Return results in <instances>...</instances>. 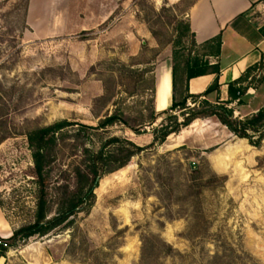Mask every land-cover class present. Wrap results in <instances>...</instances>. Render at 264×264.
I'll use <instances>...</instances> for the list:
<instances>
[{"label": "rangeland", "instance_id": "374dc122", "mask_svg": "<svg viewBox=\"0 0 264 264\" xmlns=\"http://www.w3.org/2000/svg\"><path fill=\"white\" fill-rule=\"evenodd\" d=\"M15 1L0 0V129L12 134L0 144L2 237L33 207L31 152L20 135L25 122L96 127L95 100L108 70L150 61L155 50L142 46L137 34L153 29L166 40L194 0H123L127 10L118 7L105 21L99 17L116 0H31L26 28L9 15ZM164 5L170 11L162 12ZM249 86L242 104L230 106L236 119L264 106V67ZM149 88V82L124 79L102 115L118 109L131 126L139 125L152 108ZM166 119L140 128V135L123 125L105 133L146 149L103 177L89 214L10 250L0 264H264V143L254 148L216 120L203 119L149 148ZM160 241L176 253L165 255Z\"/></svg>", "mask_w": 264, "mask_h": 264}, {"label": "trees", "instance_id": "16d2710c", "mask_svg": "<svg viewBox=\"0 0 264 264\" xmlns=\"http://www.w3.org/2000/svg\"><path fill=\"white\" fill-rule=\"evenodd\" d=\"M31 0H16L12 4L9 15L15 13L23 28ZM184 1V0H182ZM197 0L188 4L186 12ZM162 12L170 11L166 5ZM158 24H162L158 17ZM177 26L172 30L166 40L161 41V34L153 29L151 33L158 42L159 49L148 62L136 64H120V70L110 68L107 78L104 79V93L95 100L96 110L94 116L98 119L96 127L74 124L67 120H60L48 126L35 125L25 122L23 134L26 137L31 152L32 166L27 172L33 186L31 196L33 207L25 208L21 212L22 222L13 229L11 236H0V259L5 258L10 250L18 248L36 238H45L49 235L71 228L74 219L79 214H89L94 206L95 190L105 175L118 172L129 165L131 160L141 154L146 148L136 145L129 139L119 137H104L111 128L123 125L134 134L140 135V128L153 126L159 118L166 116L167 122L162 124L160 130H154L153 142L149 148L162 145L173 135H178L182 129L188 128L197 120L214 119L226 127L232 135L239 140H246L254 148L262 147L264 143V106L256 113L236 119L234 110L230 106L242 104L243 97L250 89L249 80L255 73L264 67V55L261 61L250 67L239 79L228 85L229 99L226 102L211 103L206 97L212 93H219L218 77L220 70L215 68L212 74L217 75L215 83L202 95H190L187 83L196 77L208 74L210 64L203 58H191L199 48L190 25L183 18L176 21ZM264 36V28L261 30ZM210 43H216L219 54L220 38ZM173 48V105L170 110L156 113L154 109L155 77L154 65L160 50L165 47ZM136 66H144L143 70H135ZM124 79L135 80L138 84L150 83L145 89L151 93L152 108L148 116H141L137 126H131L120 110L112 114L103 112L113 103L117 96L116 90ZM134 94L135 92H128ZM189 102L193 105L189 106ZM182 121L179 120V116ZM3 126V123H2ZM2 128V127H1ZM0 144L12 136L6 130L0 129ZM99 143L94 148V141ZM214 179L225 180V178ZM4 210V204L0 202ZM143 251L147 250L148 243L143 242ZM163 253L167 256L176 252L172 246L160 241Z\"/></svg>", "mask_w": 264, "mask_h": 264}, {"label": "crops", "instance_id": "0c3cea01", "mask_svg": "<svg viewBox=\"0 0 264 264\" xmlns=\"http://www.w3.org/2000/svg\"><path fill=\"white\" fill-rule=\"evenodd\" d=\"M116 1L115 5L109 6L106 16L99 17L102 21L110 18L118 7L127 10L125 1ZM178 2L175 0V3ZM185 17L199 46L191 58H203L211 68L208 74L187 83L188 93H205L215 83L217 75L212 73L218 67L219 93L208 95L206 100L211 103L226 102L229 99L228 85L258 64L264 55V36L261 33L264 28V0H197L185 13ZM137 35L143 39L142 46L159 49L158 42L149 30L144 28ZM217 38H220L219 54H215L217 44L210 43ZM172 68L173 49L168 46L160 50L154 65L156 113L168 111L173 105Z\"/></svg>", "mask_w": 264, "mask_h": 264}, {"label": "water", "instance_id": "95a60500", "mask_svg": "<svg viewBox=\"0 0 264 264\" xmlns=\"http://www.w3.org/2000/svg\"><path fill=\"white\" fill-rule=\"evenodd\" d=\"M190 167L192 171H196L197 170V165L194 163H190Z\"/></svg>", "mask_w": 264, "mask_h": 264}, {"label": "bare ground", "instance_id": "6f19581e", "mask_svg": "<svg viewBox=\"0 0 264 264\" xmlns=\"http://www.w3.org/2000/svg\"><path fill=\"white\" fill-rule=\"evenodd\" d=\"M1 222H2V221H1V219H0V224H1ZM0 260H1V259H0Z\"/></svg>", "mask_w": 264, "mask_h": 264}]
</instances>
